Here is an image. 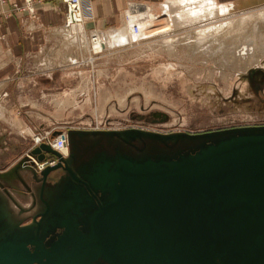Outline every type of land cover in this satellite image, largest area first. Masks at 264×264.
Masks as SVG:
<instances>
[{
	"label": "rangeland",
	"instance_id": "1",
	"mask_svg": "<svg viewBox=\"0 0 264 264\" xmlns=\"http://www.w3.org/2000/svg\"><path fill=\"white\" fill-rule=\"evenodd\" d=\"M47 3L64 5L60 30L51 31L43 51L0 68L1 220L30 224L35 212L45 210L42 201L50 202L56 185L65 182L68 162L78 172L120 150L191 152L233 130L264 128L263 17L254 16L227 39L234 62L225 60L217 43L194 49L195 32L178 36L182 42L170 54L162 48V37L173 39L188 11L202 16L227 7L215 20L227 18L234 26L238 16H231L256 13L264 0L129 1L117 23L102 28L88 22L94 14L86 6L82 32L66 26L65 0H0V20L17 13L34 20L36 7ZM99 35L108 39L104 46L94 45ZM7 52L0 51V67L11 58ZM249 55L254 62H243ZM62 134L69 136L67 161L53 145Z\"/></svg>",
	"mask_w": 264,
	"mask_h": 264
},
{
	"label": "water",
	"instance_id": "2",
	"mask_svg": "<svg viewBox=\"0 0 264 264\" xmlns=\"http://www.w3.org/2000/svg\"><path fill=\"white\" fill-rule=\"evenodd\" d=\"M108 157L66 164L30 224L0 223V264H264V128Z\"/></svg>",
	"mask_w": 264,
	"mask_h": 264
},
{
	"label": "crops",
	"instance_id": "3",
	"mask_svg": "<svg viewBox=\"0 0 264 264\" xmlns=\"http://www.w3.org/2000/svg\"><path fill=\"white\" fill-rule=\"evenodd\" d=\"M20 1V0H18ZM92 16L94 14L95 26L102 28L103 25L110 24L107 27L113 26L117 23L120 13L125 10L129 1L139 0H90ZM143 1V0H140ZM82 4V14L84 25L86 24V6L91 7L86 2ZM84 5V6H83ZM36 18L32 20L28 15L23 13L13 14L7 16L5 20H0V51H8L11 58L7 59L6 65L0 68H7L11 61L19 59L21 54L30 53L32 50L43 51V45L47 39H51V31L58 32L64 21V5L58 3H47L36 7ZM97 21H96V20ZM87 22V23H88ZM98 24V26H97ZM102 26V27H101ZM52 27V28H51ZM53 39V38H52ZM18 50V52H16ZM22 52V53H21ZM3 53V52H2ZM14 54V55H13ZM3 55H7L3 53ZM14 56H18L15 58ZM56 180V179H55ZM40 205L36 204L37 206ZM37 211V210H36ZM36 214L38 212H35ZM34 214V213H31ZM20 215L19 217H21Z\"/></svg>",
	"mask_w": 264,
	"mask_h": 264
},
{
	"label": "bare ground",
	"instance_id": "4",
	"mask_svg": "<svg viewBox=\"0 0 264 264\" xmlns=\"http://www.w3.org/2000/svg\"><path fill=\"white\" fill-rule=\"evenodd\" d=\"M65 3L67 4L68 10H69L68 15H67V19H66L67 21L65 22L66 26H68V27L75 26V27H73V29H76L77 30L76 32H82V30H83V26H82L83 17H82V11H81L82 1L80 2V0H65ZM211 4L212 3H210V5ZM220 8L221 9H219V10L215 9V11H211L209 14L202 15V16L197 15L193 11H188L186 13V15L184 14L183 17H185L187 19L185 20V18H184V20H181L183 23L182 26H180L181 31H179V33L176 34L175 37H173V39H171V38L168 39V38L162 37V39L165 41L162 45V48L164 49V51H166V53L170 54L172 52V50H176L178 45H180V43L182 42L181 37L179 38L178 36H180V35L183 36V33L189 34L191 32H195L197 34L195 36V40H194L195 42H193V45L195 46L194 49L201 48V47H203V45L204 46L208 45L209 42H212L215 44L217 43L219 48H220L219 50L220 51L222 50V52L225 56V60L229 61V59H231V62H232L233 57H234L233 50H232L233 48H232V46H230V47L227 46L228 45L227 39L233 35V32L237 31V33H238L245 26L247 21L249 22V20L251 18H253L254 16L263 17V19H264V10H263L264 8H256V10H257L256 13H252V12L250 13V11H249V12L243 13V15L238 14V15L231 16V17H237L238 16L237 17L238 19L236 20L237 22L234 26L232 24L233 23L232 21H227L228 20L227 18L223 19V20H215L216 16H219V14H222L223 12L227 11V7H220ZM254 28L256 29L257 27L255 26ZM118 32L120 35L124 34L123 28H122V30H119ZM138 32L139 31L137 30V34H139ZM241 33H243V32H241ZM103 35H105V34H103ZM103 35H99L97 37V41L94 43V45L98 44L99 46H102V45L104 46L108 42V39L107 38L105 39ZM120 35L118 37H114V35L112 37V35H110L111 40L114 39V41H113L114 43L115 42L123 43V40L121 39ZM248 40H250V39H248ZM249 42H251V40ZM252 42H253V40H252ZM262 44H264V43H262ZM157 49H160V48H157ZM260 50H261V48H260ZM228 53H229V55H228ZM253 59H254L253 56L249 55L247 59L244 58L242 61L243 62L246 61L248 63H251ZM254 60H253V62H254ZM233 62H234V60H233ZM240 64L242 66V63H240ZM252 65H253V63H252ZM248 67H250V66H248ZM39 141L40 140L38 138L35 139V142H39ZM53 145L55 146L57 151L53 150L52 148H49V149L52 151H55L57 154H59L62 157V160L67 161L69 159V136H68V140H67V136L62 134L60 137H58L55 140ZM63 157H65V158H63ZM38 160H40V159L38 158ZM67 164L69 165V162ZM52 168H54V166ZM0 223L4 224L5 221L0 220Z\"/></svg>",
	"mask_w": 264,
	"mask_h": 264
}]
</instances>
